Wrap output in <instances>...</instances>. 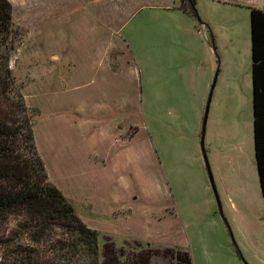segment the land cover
Listing matches in <instances>:
<instances>
[{
    "label": "rangeland",
    "instance_id": "1",
    "mask_svg": "<svg viewBox=\"0 0 264 264\" xmlns=\"http://www.w3.org/2000/svg\"><path fill=\"white\" fill-rule=\"evenodd\" d=\"M9 1V97L23 95L49 181L100 245L264 264L248 9L264 0H198L200 20L168 14L179 0ZM107 79L105 113L82 110ZM16 220L0 222L3 260L29 244Z\"/></svg>",
    "mask_w": 264,
    "mask_h": 264
},
{
    "label": "trees",
    "instance_id": "2",
    "mask_svg": "<svg viewBox=\"0 0 264 264\" xmlns=\"http://www.w3.org/2000/svg\"><path fill=\"white\" fill-rule=\"evenodd\" d=\"M179 9L200 20L197 0H180ZM251 25L254 153L261 194L264 197V10L248 8ZM13 6L0 0V222L17 220L15 244L8 260L0 264H153L157 259L193 264L188 250L118 248L79 217L75 206L48 178L35 139L34 124L23 95L15 103L9 97L14 82L10 66L14 51ZM214 41V39L212 38ZM214 45V43H213ZM21 116V117H20ZM10 243V242H8Z\"/></svg>",
    "mask_w": 264,
    "mask_h": 264
},
{
    "label": "crops",
    "instance_id": "3",
    "mask_svg": "<svg viewBox=\"0 0 264 264\" xmlns=\"http://www.w3.org/2000/svg\"><path fill=\"white\" fill-rule=\"evenodd\" d=\"M147 0H145V2H146ZM225 1H230V0H225ZM141 5H143V4H145V3H143V0H141ZM179 2H180V0H179ZM161 5H163V6H166L165 5V2H162V0L159 2ZM197 5H198V0H197ZM180 6V5H179ZM179 6H174V7H169V6H166L167 8H166V12L168 13V14H181V15H183V16H188L186 13H184L183 11H181L180 9H179ZM111 23V22H110ZM111 77V76H110ZM107 81H108V83L106 82V81H104L103 83H102V85L100 84V86H99V89H98V87L97 88H94V94H93V96L92 97H89V96H86V98H83V101H81L82 102V105H83V109L82 110H87V111H90V109H88L87 107H86V104H85V102L87 103V105H88V107L90 106V108H91V110H92V112L94 113V114H98L99 116H101V115H103L104 113H105V107H103V108H100V106L99 107H97V103L95 102L96 100L97 101H100L99 100V98H97L96 97V93L95 92H97V93H100L101 92V90H103L104 88L102 87L103 86V84H107V85H109L111 82H113L111 79H107ZM108 92H110V88H108ZM84 103V104H83ZM104 106V105H103ZM126 109V107H122V110H125ZM108 110V109H107ZM108 136H104V141L105 142H109V140H108ZM35 139H36V136H35ZM110 151L112 152V150L110 149Z\"/></svg>",
    "mask_w": 264,
    "mask_h": 264
},
{
    "label": "water",
    "instance_id": "4",
    "mask_svg": "<svg viewBox=\"0 0 264 264\" xmlns=\"http://www.w3.org/2000/svg\"><path fill=\"white\" fill-rule=\"evenodd\" d=\"M208 113V112H207Z\"/></svg>",
    "mask_w": 264,
    "mask_h": 264
}]
</instances>
